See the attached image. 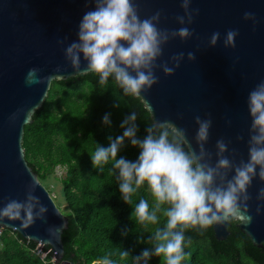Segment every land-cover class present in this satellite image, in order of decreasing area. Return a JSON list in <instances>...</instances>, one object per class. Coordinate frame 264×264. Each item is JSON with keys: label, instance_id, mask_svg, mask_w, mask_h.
Wrapping results in <instances>:
<instances>
[{"label": "water", "instance_id": "1", "mask_svg": "<svg viewBox=\"0 0 264 264\" xmlns=\"http://www.w3.org/2000/svg\"><path fill=\"white\" fill-rule=\"evenodd\" d=\"M135 2L141 18L161 11L158 28L174 31L181 27L175 19L184 14L181 0ZM92 6L91 0H0V207L9 199L23 200L32 191L47 208L43 218L29 224L0 218V228L49 247L54 261L61 264H67L62 260L61 235L68 221L27 165L21 143L24 126L32 123L51 83L91 73L83 71V61L74 71L65 62L63 49L76 38L77 25ZM190 9L198 10L188 25L192 37L184 41L169 39L156 63L167 62L179 52H184L185 58L168 76L157 67V82L141 93L143 100L139 101L151 124L173 122L185 130L193 149L197 127L194 117L211 119L204 145L206 153L211 154L210 160L205 157L209 163H215L218 139L228 145L224 155L233 163L246 161L250 125L246 99L248 92L264 80V0H190ZM245 12L253 13L254 18L245 20ZM229 29L237 31L233 47L223 44ZM213 32H219L220 37L210 45ZM189 51L194 53L191 61L187 60ZM228 175L230 178L231 172ZM262 187L264 181L254 177L247 189L244 213L251 219L241 217L236 221L241 233L258 249L264 246V201L257 199ZM210 227L217 241L230 235L228 222Z\"/></svg>", "mask_w": 264, "mask_h": 264}, {"label": "clouds", "instance_id": "2", "mask_svg": "<svg viewBox=\"0 0 264 264\" xmlns=\"http://www.w3.org/2000/svg\"><path fill=\"white\" fill-rule=\"evenodd\" d=\"M91 3L92 8L84 12L77 25L76 38L63 49L65 62L76 71L83 61V71L96 74L100 85L107 86L111 78L124 96L143 100L141 93L157 82L154 70L158 67L164 75H171L185 58V53L179 52L167 62L156 63L169 39L184 41L192 37L188 25L192 24L198 10L190 9V0H181L184 14L175 17L181 27L169 31L157 26L160 10L141 18L135 0H91ZM243 18L252 19L254 14L245 12ZM236 36V30H226L224 46L233 47ZM219 37V32H213L209 44L214 45ZM193 59L194 53L187 52V60ZM246 107L250 119L247 160L239 163H233L224 155L228 145L223 139L215 143V163L205 159L206 156L211 159L204 145L212 122L200 116L194 117L196 149L192 148L185 130L171 121L155 122L145 128L142 138L139 137L136 111L122 118L121 134L114 139L108 137L106 147L96 144L90 155L91 165L101 172L105 165H111L110 171L115 170L119 182L117 189L122 202L132 205L137 190L147 186L153 203L150 207L148 200L139 198L133 208L136 222L157 225L158 213L166 218L163 226L156 227L151 234V247L131 256L132 264H149L152 257L162 258L164 264H181L188 255L184 251L186 229H206L214 224L238 221L241 217L250 221L251 217L244 215L245 202L249 199L247 189L254 177L264 181V80L248 92ZM101 122L111 123L108 113ZM125 141L138 149L135 160L118 156ZM257 199L264 201V187L258 190ZM46 211L29 191L23 200L9 199L0 207V218L29 224L43 218ZM121 235H127V230ZM119 256L129 257L130 252L122 249ZM96 264L114 262L105 256Z\"/></svg>", "mask_w": 264, "mask_h": 264}, {"label": "trees", "instance_id": "3", "mask_svg": "<svg viewBox=\"0 0 264 264\" xmlns=\"http://www.w3.org/2000/svg\"><path fill=\"white\" fill-rule=\"evenodd\" d=\"M130 111L137 113V135L142 138L151 120L140 101L124 96L111 78L104 86L98 83L96 74L88 73L53 81L32 123L24 126L21 143L24 159L49 194L55 169H64L58 184L66 210L62 214L68 221V228L61 235L62 260L67 264H96L105 256L114 264H132L131 256L151 247V234L166 220L158 213L157 225L137 223L133 213L135 203L141 197L149 201L150 207L153 203L147 186L138 189L132 205H127L119 198V182L115 170L110 171L111 165H105L102 172L91 165L90 155L96 144L106 147L108 137L114 139L121 134L120 121ZM105 113L111 121L108 125L101 122ZM120 155L135 160L138 149L125 141ZM237 224L228 222L230 235L224 241L214 238L210 226L186 229L184 251L188 255L181 264H264V246L254 247ZM125 230L127 235L122 236ZM36 247L34 242L3 229L0 264H61L54 261L49 247H42L40 254ZM122 249L128 250L130 256L121 258ZM149 264L164 261L152 257Z\"/></svg>", "mask_w": 264, "mask_h": 264}, {"label": "rangeland", "instance_id": "4", "mask_svg": "<svg viewBox=\"0 0 264 264\" xmlns=\"http://www.w3.org/2000/svg\"><path fill=\"white\" fill-rule=\"evenodd\" d=\"M64 176V169L61 167H57L54 171V176L50 180L49 189L52 190L50 196L52 197L54 203L59 208L61 213H65V205L61 198L60 194V185L58 184V180Z\"/></svg>", "mask_w": 264, "mask_h": 264}, {"label": "built area", "instance_id": "5", "mask_svg": "<svg viewBox=\"0 0 264 264\" xmlns=\"http://www.w3.org/2000/svg\"><path fill=\"white\" fill-rule=\"evenodd\" d=\"M2 228H0V240H1V235H2ZM41 246H39V245H37V247H36V252H37V254H40L41 253Z\"/></svg>", "mask_w": 264, "mask_h": 264}]
</instances>
